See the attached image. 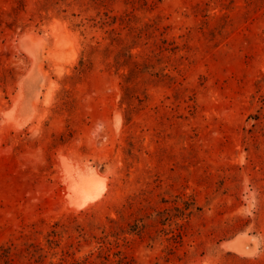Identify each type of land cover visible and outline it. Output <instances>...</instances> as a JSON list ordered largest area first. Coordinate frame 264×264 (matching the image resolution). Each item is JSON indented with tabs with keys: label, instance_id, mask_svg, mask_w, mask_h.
Returning a JSON list of instances; mask_svg holds the SVG:
<instances>
[{
	"label": "rangeland",
	"instance_id": "rangeland-1",
	"mask_svg": "<svg viewBox=\"0 0 264 264\" xmlns=\"http://www.w3.org/2000/svg\"><path fill=\"white\" fill-rule=\"evenodd\" d=\"M0 17V264H264V0Z\"/></svg>",
	"mask_w": 264,
	"mask_h": 264
},
{
	"label": "trees",
	"instance_id": "trees-1",
	"mask_svg": "<svg viewBox=\"0 0 264 264\" xmlns=\"http://www.w3.org/2000/svg\"><path fill=\"white\" fill-rule=\"evenodd\" d=\"M112 31H113V29H112ZM119 39H120V36L119 35H115V36H112L111 37V43L105 45L103 47V49H102L103 54L105 56H108L110 54L111 50H112V48L110 47V45L113 42L118 41ZM96 49L97 48L95 46H93L91 48V50H90V53L93 52ZM122 64L128 65L130 67L129 76L128 77H132L134 75L136 76L141 71V66H140L141 63L138 61V59L135 58V55L131 51H127V56H126V58H125V60H124V62ZM87 67H88L87 61L82 60L81 63H80L79 72H84ZM125 89H126V92L128 93L129 90H130V86L129 85H126L125 86ZM130 101H131V96L128 97V103H129V105L132 104V102H130Z\"/></svg>",
	"mask_w": 264,
	"mask_h": 264
},
{
	"label": "bare ground",
	"instance_id": "bare-ground-1",
	"mask_svg": "<svg viewBox=\"0 0 264 264\" xmlns=\"http://www.w3.org/2000/svg\"><path fill=\"white\" fill-rule=\"evenodd\" d=\"M30 70H32V69H30ZM28 73H30V72H28ZM17 98H18V97H17ZM17 100H18V99H17ZM14 107H15V105H14ZM11 110H13V109H11ZM11 110H10V111H11ZM12 112H13V111H12ZM84 173H86V172H84ZM87 174H88V172H87ZM87 174H83L84 177H85V175H87ZM90 175H91V174H90ZM88 176H89V175H87V177H88ZM84 177H81V178L83 179ZM90 177H91V176H90ZM90 177H89V178H90ZM96 178H97V177H95V179H96ZM79 179H80V176H79ZM82 179H81V180H82ZM85 179H86V177H85ZM87 179H88V178H87ZM89 182H90V181H89ZM89 182H88V184H89ZM83 183H84V182H83ZM83 183H82V184H83ZM90 183H92V182H90ZM80 184H81V181H80ZM84 185H85V183H84ZM84 185H83V186H84ZM80 186H81V185H80ZM78 187H79V185H78ZM84 187H85V186H84ZM87 187H88V185H87ZM87 187H86V191H87ZM80 188H81V192H82V187H80ZM89 190H90V189H89ZM94 190H95V189H93V191H92L93 193H94ZM79 191H80V190H79ZM83 191H84V188H83ZM90 192H91V190H90ZM83 193H84V192H83ZM87 194H88V192H87ZM95 194H96V193H95ZM91 195H92V196H95V195H93V194H91ZM83 196H84V197L87 196V198H85L86 200L89 199V198H88V195H86V196L83 195ZM96 196H97V195H96ZM89 197H90V196H89ZM95 198H96V197H95ZM95 198H94V199H95ZM82 200H83V199H82ZM82 200H81V201H82ZM79 201H80V200H79ZM87 201H88V200H87ZM76 202H77V201H76ZM83 202H85V200H84ZM248 238H249V237H248ZM254 238H255V237H254ZM242 254H243V253H242Z\"/></svg>",
	"mask_w": 264,
	"mask_h": 264
}]
</instances>
